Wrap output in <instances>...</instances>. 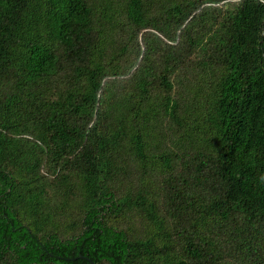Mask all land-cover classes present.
<instances>
[{
	"label": "trees",
	"instance_id": "trees-1",
	"mask_svg": "<svg viewBox=\"0 0 264 264\" xmlns=\"http://www.w3.org/2000/svg\"><path fill=\"white\" fill-rule=\"evenodd\" d=\"M0 264H264V0H0Z\"/></svg>",
	"mask_w": 264,
	"mask_h": 264
}]
</instances>
